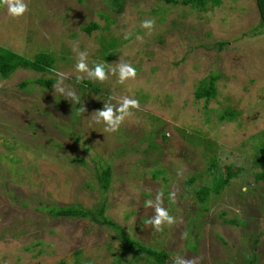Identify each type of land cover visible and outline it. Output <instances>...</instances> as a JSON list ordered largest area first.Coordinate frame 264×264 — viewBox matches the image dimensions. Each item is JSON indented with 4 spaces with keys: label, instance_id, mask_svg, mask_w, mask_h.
Instances as JSON below:
<instances>
[{
    "label": "rangeland",
    "instance_id": "1",
    "mask_svg": "<svg viewBox=\"0 0 264 264\" xmlns=\"http://www.w3.org/2000/svg\"><path fill=\"white\" fill-rule=\"evenodd\" d=\"M175 1L25 0L18 20L0 6L2 49L54 59L44 73L18 68L0 77V264H154L127 253L125 237L169 264L176 256L264 264V181L255 177L264 144V30L256 2ZM146 19L155 20L152 30L141 27ZM92 23L98 29L88 35L83 27ZM79 52L89 68L105 65L106 82L76 71ZM117 63L134 67L135 80L120 84L111 74ZM215 75V96L197 99L201 81ZM61 76L79 103L54 91ZM23 81L31 82L21 88ZM124 96L139 110L106 131L94 113ZM230 110L232 120L220 118ZM212 165L220 176L228 167L236 174L204 209L192 188L215 186ZM158 192L176 220L160 232L147 224L154 209L145 203ZM68 206L101 209L109 223L54 214Z\"/></svg>",
    "mask_w": 264,
    "mask_h": 264
},
{
    "label": "trees",
    "instance_id": "2",
    "mask_svg": "<svg viewBox=\"0 0 264 264\" xmlns=\"http://www.w3.org/2000/svg\"><path fill=\"white\" fill-rule=\"evenodd\" d=\"M113 3V6L119 7L122 5L123 0H111ZM167 3H176L175 0H165ZM207 0H189L188 2H191L195 6H199L200 8H203L205 2ZM187 3V1H184ZM256 7L259 13L260 17V23L259 26L264 30V0H255ZM98 29L97 24L92 23L91 25H88L86 27H83V31L90 35L93 30ZM109 47L115 46V43L109 42L106 43ZM107 47V46H106ZM106 49V48H105ZM113 54L108 53L106 57H112ZM54 64V59L52 56L46 54V53H38L34 60H27L22 56L17 55L16 53L12 52L11 50L2 49L0 47V77L2 79L8 78L16 69H30L38 73H44L46 71H49L52 69ZM217 76H211L208 80L201 81V84L197 88L195 92V97L197 99H204L206 102L215 96L216 93V86H215V80ZM29 82L31 81H23L21 83V88H25ZM37 83H41L44 85H49L53 81L52 80H37ZM85 85L91 86L92 90L97 91V87L92 86L91 83L87 80L83 81ZM234 111H226L223 115H221V119L227 118L232 120ZM262 135L264 136V130L262 131ZM259 155H260V162H258L260 171L256 173L255 177L256 180L264 181V144H261V147L258 149ZM212 168L209 169L210 172L215 174L214 178V187H200V188H192L193 193L196 196L197 201L199 204L203 205V208L205 209L208 197L213 192L215 194H219V192L224 188L226 185V182L231 180L236 172H232L231 168L228 167L227 171L225 173V176H220L217 173V170H213L214 165L211 166ZM108 178H109V169L105 168L101 174L100 181L103 188H106L108 184ZM196 178L191 177L185 182L186 188H191L192 185L195 183ZM103 211L100 209L99 211H96V209L93 210H84L83 208L79 207H61L56 208L54 210V214L56 216H64V217H71V218H80V219H88L98 225L109 223V221L102 216ZM235 221H231V223H234ZM237 223V222H235ZM123 244L125 246V250L127 253H131L133 258H138L139 253H144L146 256L150 257L154 264H169L165 261V255L163 253L155 252L151 249H148L147 247H144L143 245L139 243H135L132 240H130L128 237L124 238ZM62 264V263H59ZM171 264V263H170ZM247 264H253V261L250 259Z\"/></svg>",
    "mask_w": 264,
    "mask_h": 264
},
{
    "label": "clouds",
    "instance_id": "3",
    "mask_svg": "<svg viewBox=\"0 0 264 264\" xmlns=\"http://www.w3.org/2000/svg\"><path fill=\"white\" fill-rule=\"evenodd\" d=\"M0 6L6 9L8 16L13 19H21L28 12V4L25 0H0ZM142 28L152 30L155 27L154 19H146L141 24ZM127 38V37H125ZM138 39H140L138 37ZM76 49L74 48V51ZM87 52H79L76 63V71L78 73L86 74L88 79L104 83L109 78V73L105 71V65L103 63H97L93 68H89ZM118 73V82L125 84L128 81L135 80L137 72L134 67L128 63H117V67L111 70L112 75ZM84 76H77V81H82ZM54 91L60 92L66 99H70L76 103H79V98L72 89L64 87V79L61 76L57 83L53 85ZM115 97H109V102L104 103L103 109L94 113L97 123L103 122L106 126V131L117 132L121 125L127 118L133 116V110H139V101L128 96L119 98L117 104H112L111 100ZM79 111L85 112L84 106H81ZM163 193L158 192L155 200H147L146 206L154 209V215L147 220V224L153 226V228L160 232L164 230L165 226H172L176 223L175 217L169 214V211L163 206ZM174 198V194H173ZM187 236V233H184ZM174 264H197L196 258L187 259L185 257L176 256L174 258Z\"/></svg>",
    "mask_w": 264,
    "mask_h": 264
}]
</instances>
